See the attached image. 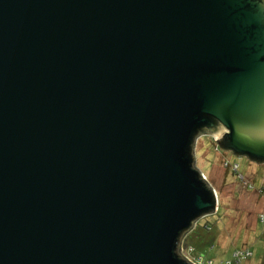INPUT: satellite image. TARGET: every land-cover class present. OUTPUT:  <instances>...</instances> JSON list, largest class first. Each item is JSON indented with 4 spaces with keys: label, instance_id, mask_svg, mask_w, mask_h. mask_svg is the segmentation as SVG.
<instances>
[{
    "label": "water",
    "instance_id": "water-1",
    "mask_svg": "<svg viewBox=\"0 0 264 264\" xmlns=\"http://www.w3.org/2000/svg\"><path fill=\"white\" fill-rule=\"evenodd\" d=\"M203 133L264 160V0H0V264H193Z\"/></svg>",
    "mask_w": 264,
    "mask_h": 264
},
{
    "label": "rangeland",
    "instance_id": "rangeland-1",
    "mask_svg": "<svg viewBox=\"0 0 264 264\" xmlns=\"http://www.w3.org/2000/svg\"><path fill=\"white\" fill-rule=\"evenodd\" d=\"M215 138L197 136L194 156L218 204L213 213L194 221L181 239L180 253L201 258L197 264H264V164L233 155ZM237 250L252 254L239 259Z\"/></svg>",
    "mask_w": 264,
    "mask_h": 264
},
{
    "label": "flooded vegetation",
    "instance_id": "flooded-vegetation-1",
    "mask_svg": "<svg viewBox=\"0 0 264 264\" xmlns=\"http://www.w3.org/2000/svg\"><path fill=\"white\" fill-rule=\"evenodd\" d=\"M216 121V120H215ZM217 123V126L218 125H220V124H222L219 120L216 122ZM225 138V137H224ZM225 139H223V141L221 142V145L222 146H224L225 145ZM228 142V140L226 139V143ZM224 148H225V150H227L228 152H231V153H233V155H236V156H239V157H247V158H249L251 161H252V163H254V164H257V165H263L264 164V160H259L258 158H253V157H251L250 155H242V154H239L238 152H236L234 149H232V148H229V147H227V146H224Z\"/></svg>",
    "mask_w": 264,
    "mask_h": 264
},
{
    "label": "built area",
    "instance_id": "built-area-1",
    "mask_svg": "<svg viewBox=\"0 0 264 264\" xmlns=\"http://www.w3.org/2000/svg\"><path fill=\"white\" fill-rule=\"evenodd\" d=\"M237 167V166H236ZM262 221H264V216H262ZM189 250H190V252L192 251V247H189L188 248ZM248 252V253H247ZM247 252H242V251H237V252H235V256L237 257V258H243V257H247V256H250L252 253L250 252V251H247ZM188 258V257H187ZM188 259H190V261L193 263V264H197V263H199L200 261H199V259H201V258H198V259H191V258H188ZM205 262V261H204ZM211 262V261H210ZM207 263V262H206Z\"/></svg>",
    "mask_w": 264,
    "mask_h": 264
},
{
    "label": "trees",
    "instance_id": "trees-1",
    "mask_svg": "<svg viewBox=\"0 0 264 264\" xmlns=\"http://www.w3.org/2000/svg\"><path fill=\"white\" fill-rule=\"evenodd\" d=\"M213 119H214V120H216V122L218 121V120H217V119H215V118H213ZM205 226H207V227H208V226H210V224L208 223V224H206ZM189 246H190V247H192L191 245H189ZM192 248H193V247H192ZM192 251H193V249H192ZM192 251H191V252H192ZM237 251H238V250H237ZM237 251H235V252H237ZM234 254H235V253H234Z\"/></svg>",
    "mask_w": 264,
    "mask_h": 264
}]
</instances>
